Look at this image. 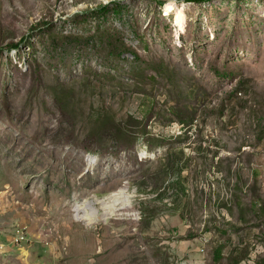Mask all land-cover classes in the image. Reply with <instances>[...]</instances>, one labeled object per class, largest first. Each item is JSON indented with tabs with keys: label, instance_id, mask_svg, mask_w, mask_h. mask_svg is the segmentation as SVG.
Returning <instances> with one entry per match:
<instances>
[{
	"label": "rangeland",
	"instance_id": "rangeland-1",
	"mask_svg": "<svg viewBox=\"0 0 264 264\" xmlns=\"http://www.w3.org/2000/svg\"><path fill=\"white\" fill-rule=\"evenodd\" d=\"M0 264H264V0H0Z\"/></svg>",
	"mask_w": 264,
	"mask_h": 264
},
{
	"label": "trees",
	"instance_id": "trees-1",
	"mask_svg": "<svg viewBox=\"0 0 264 264\" xmlns=\"http://www.w3.org/2000/svg\"><path fill=\"white\" fill-rule=\"evenodd\" d=\"M118 124H121V122H119ZM116 130H119V132H121L122 134H125L127 136L131 135L132 132H133L131 129H129L128 127L123 126L122 124L120 126H117ZM166 164H167L168 167H173V162H168ZM152 178H154V177H152ZM136 182H137L136 184L138 185V188H140V189H141V187L143 185H147L145 178H141L139 181L137 180ZM216 254L217 255L220 254V250H216Z\"/></svg>",
	"mask_w": 264,
	"mask_h": 264
}]
</instances>
